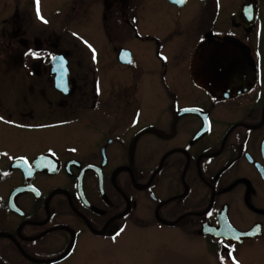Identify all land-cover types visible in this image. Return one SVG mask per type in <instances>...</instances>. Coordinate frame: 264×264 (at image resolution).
<instances>
[{
	"label": "flooded vegetation",
	"instance_id": "af4514ba",
	"mask_svg": "<svg viewBox=\"0 0 264 264\" xmlns=\"http://www.w3.org/2000/svg\"><path fill=\"white\" fill-rule=\"evenodd\" d=\"M226 39L256 71L230 98L194 59ZM106 243L115 264L264 253V0H0V264Z\"/></svg>",
	"mask_w": 264,
	"mask_h": 264
},
{
	"label": "water",
	"instance_id": "95a60500",
	"mask_svg": "<svg viewBox=\"0 0 264 264\" xmlns=\"http://www.w3.org/2000/svg\"><path fill=\"white\" fill-rule=\"evenodd\" d=\"M194 59L199 60L201 67L196 82L215 97L230 98L248 91L256 81L254 66L248 67L247 63L252 61L249 49L236 47L229 39L207 40L196 49ZM247 68L249 78L244 76Z\"/></svg>",
	"mask_w": 264,
	"mask_h": 264
},
{
	"label": "rangeland",
	"instance_id": "374dc122",
	"mask_svg": "<svg viewBox=\"0 0 264 264\" xmlns=\"http://www.w3.org/2000/svg\"><path fill=\"white\" fill-rule=\"evenodd\" d=\"M115 247L112 244L106 243L105 253H104V264H115ZM135 256L137 264L143 263L144 253L138 251L136 254L134 251H131L129 245L126 246V250H122L121 252V264H136ZM247 259L248 256H246ZM93 264V263H90ZM147 264V261L144 263ZM247 264H264V253L251 257Z\"/></svg>",
	"mask_w": 264,
	"mask_h": 264
},
{
	"label": "snow or ice",
	"instance_id": "6c2138e0",
	"mask_svg": "<svg viewBox=\"0 0 264 264\" xmlns=\"http://www.w3.org/2000/svg\"><path fill=\"white\" fill-rule=\"evenodd\" d=\"M37 10H38V12H39V6H38ZM46 22H47V21H45V23H46Z\"/></svg>",
	"mask_w": 264,
	"mask_h": 264
}]
</instances>
